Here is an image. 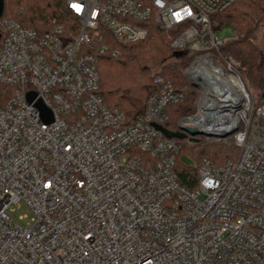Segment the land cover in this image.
Returning a JSON list of instances; mask_svg holds the SVG:
<instances>
[{
	"label": "built area",
	"instance_id": "2783aa9c",
	"mask_svg": "<svg viewBox=\"0 0 264 264\" xmlns=\"http://www.w3.org/2000/svg\"><path fill=\"white\" fill-rule=\"evenodd\" d=\"M238 1L66 0L70 23L43 34L22 11L0 18V264H264V106L221 53L236 35L218 39L212 22ZM151 21L195 56V113L178 127L240 152L221 167L187 156L196 190L177 181L180 140L157 128L186 92L157 76L133 119L98 95V58L146 40ZM21 204L26 227L12 216Z\"/></svg>",
	"mask_w": 264,
	"mask_h": 264
},
{
	"label": "trees",
	"instance_id": "16d2710c",
	"mask_svg": "<svg viewBox=\"0 0 264 264\" xmlns=\"http://www.w3.org/2000/svg\"><path fill=\"white\" fill-rule=\"evenodd\" d=\"M4 2V18H14L22 11L25 18L21 19V23L41 34L50 29L54 20L63 24L70 20L66 0H4ZM262 20L264 0H239L224 12L212 16L215 31L228 25L237 35L234 41L221 49V53L242 64L243 68H246L243 72L246 77H251L260 64L261 54L248 35ZM215 21H218L220 26H217ZM144 26L149 32L146 40L119 47L120 55L116 58L110 56L98 58L100 76L98 95L109 108L118 109L128 119H133L145 108L148 98L156 90L154 79L160 76L171 82L177 90L188 95L184 104L168 109L170 120L164 127L170 132H178L180 119L195 113L199 96L198 92L188 85L185 76V70L193 63L195 56L188 52H176L171 47L169 37L172 32L164 31L153 21ZM172 58L177 61L166 63ZM157 68L161 69L160 73H153L152 71ZM260 104L264 106V93ZM179 144L193 154L197 161L208 160L215 167H221L228 161H236L240 153L232 139L226 140L225 143H205L198 140L189 146H184L183 141H179ZM175 171L181 187L196 190L198 171L183 162L177 163Z\"/></svg>",
	"mask_w": 264,
	"mask_h": 264
},
{
	"label": "rangeland",
	"instance_id": "374dc122",
	"mask_svg": "<svg viewBox=\"0 0 264 264\" xmlns=\"http://www.w3.org/2000/svg\"><path fill=\"white\" fill-rule=\"evenodd\" d=\"M71 20H69L67 23H70ZM215 24L217 26H220L218 21H215ZM216 36L220 40H231L235 37L234 30L228 26L225 25L221 29L216 30ZM237 36V35H236ZM248 38L251 40L253 45L258 49V51L261 54V60L259 67L254 71V73L251 75V77H246L245 74V80L247 83V87L251 93V95L255 98L256 101L261 100L263 95V84H264V20L257 23L256 27L252 30V32L248 35ZM176 62L175 59H169L166 63L170 62ZM246 68H243V72ZM161 69L157 68L153 70L152 72L155 74L160 73ZM199 141H204L205 143H225V141H217L214 139H208L204 138L203 136H200L197 138ZM192 144V142L189 141V139L183 140L184 146H189ZM184 157H183V163L187 166L190 165V161L188 160V157L196 160V157L191 154L187 149H183ZM188 156V157H187ZM13 218L20 224L21 226H28L31 223V216L28 208L21 204L20 206H17L14 208V211L12 212Z\"/></svg>",
	"mask_w": 264,
	"mask_h": 264
},
{
	"label": "water",
	"instance_id": "95a60500",
	"mask_svg": "<svg viewBox=\"0 0 264 264\" xmlns=\"http://www.w3.org/2000/svg\"><path fill=\"white\" fill-rule=\"evenodd\" d=\"M4 9H5V2L4 0H0V18L3 17L4 15ZM209 85L211 89L213 90L214 94H217L218 97H220L221 101H226L227 96L225 94L220 93L219 86L216 83L210 82ZM36 95L35 94H29L28 95V101L30 103H33L35 101ZM36 107L41 111L42 118L45 123L50 124L53 122V117L50 111L44 106L42 101H38L36 103ZM159 131H161L167 138L170 139H177L180 141L186 140L189 138L190 142H196L198 141L197 137L201 136L203 132L199 131L198 129L195 128H188V127H183L179 126V131L178 132H170L162 127H157ZM235 132V131H233ZM232 132V133H233ZM230 133V134H232Z\"/></svg>",
	"mask_w": 264,
	"mask_h": 264
}]
</instances>
